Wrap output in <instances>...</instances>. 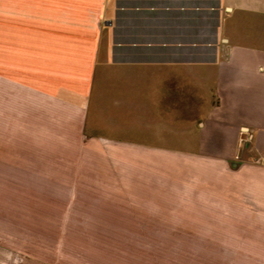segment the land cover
Returning a JSON list of instances; mask_svg holds the SVG:
<instances>
[{
  "label": "crops",
  "instance_id": "obj_1",
  "mask_svg": "<svg viewBox=\"0 0 264 264\" xmlns=\"http://www.w3.org/2000/svg\"><path fill=\"white\" fill-rule=\"evenodd\" d=\"M15 2L40 24L0 72L1 165L106 198L120 182L175 228L216 183L235 234L264 230V0Z\"/></svg>",
  "mask_w": 264,
  "mask_h": 264
},
{
  "label": "rangeland",
  "instance_id": "obj_2",
  "mask_svg": "<svg viewBox=\"0 0 264 264\" xmlns=\"http://www.w3.org/2000/svg\"><path fill=\"white\" fill-rule=\"evenodd\" d=\"M15 3L0 0V72L14 70V75L17 53L24 56L27 39L19 29L40 24L19 20L33 14ZM27 177L0 162V264H264V243H257L264 241V230H256L263 233L260 237L251 236L249 229L235 234L233 214L217 211L216 183L204 197H194L192 212L177 214L190 227L175 228L161 222L171 219L168 213L152 218L131 212L137 205L127 200L138 198L123 197L120 182L100 186L101 194L111 193L106 198L92 192L89 181L59 187Z\"/></svg>",
  "mask_w": 264,
  "mask_h": 264
},
{
  "label": "built area",
  "instance_id": "obj_3",
  "mask_svg": "<svg viewBox=\"0 0 264 264\" xmlns=\"http://www.w3.org/2000/svg\"><path fill=\"white\" fill-rule=\"evenodd\" d=\"M262 164H263V166H264V160H263Z\"/></svg>",
  "mask_w": 264,
  "mask_h": 264
}]
</instances>
